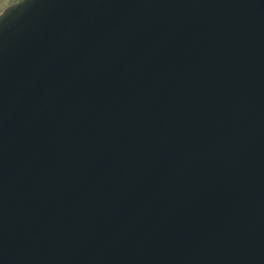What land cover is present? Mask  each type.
Masks as SVG:
<instances>
[{"label":"water","instance_id":"1","mask_svg":"<svg viewBox=\"0 0 264 264\" xmlns=\"http://www.w3.org/2000/svg\"><path fill=\"white\" fill-rule=\"evenodd\" d=\"M0 264H264V0L4 7Z\"/></svg>","mask_w":264,"mask_h":264},{"label":"rangeland","instance_id":"2","mask_svg":"<svg viewBox=\"0 0 264 264\" xmlns=\"http://www.w3.org/2000/svg\"><path fill=\"white\" fill-rule=\"evenodd\" d=\"M16 1H18V0H0V12L2 11V9L4 7H6L7 5H10Z\"/></svg>","mask_w":264,"mask_h":264}]
</instances>
